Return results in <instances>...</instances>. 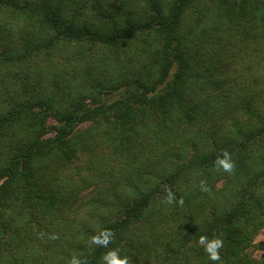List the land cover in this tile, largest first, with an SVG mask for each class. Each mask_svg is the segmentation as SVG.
<instances>
[{"label": "trees", "instance_id": "trees-1", "mask_svg": "<svg viewBox=\"0 0 264 264\" xmlns=\"http://www.w3.org/2000/svg\"><path fill=\"white\" fill-rule=\"evenodd\" d=\"M263 228L264 0H0V264H264Z\"/></svg>", "mask_w": 264, "mask_h": 264}, {"label": "clouds", "instance_id": "clouds-1", "mask_svg": "<svg viewBox=\"0 0 264 264\" xmlns=\"http://www.w3.org/2000/svg\"><path fill=\"white\" fill-rule=\"evenodd\" d=\"M216 165L219 170L223 172L231 173L233 170V163L231 162V158L227 152L223 153V159H217ZM201 188L204 191H207L204 182L201 183ZM167 204H172L176 202L177 204H183V198L176 200L174 194L169 192L165 201ZM112 237V232L110 230H104L100 233L99 236L92 237V242L104 247L110 243ZM198 243L204 247V252L207 255L208 259L213 262H219L221 260L219 249L223 246V241L219 238H215L212 240H208L207 237L201 236L198 240ZM104 264H129V259L127 257L118 258V250H113L108 252L102 258ZM69 264H86L85 261L73 256L69 261Z\"/></svg>", "mask_w": 264, "mask_h": 264}, {"label": "rangeland", "instance_id": "rangeland-1", "mask_svg": "<svg viewBox=\"0 0 264 264\" xmlns=\"http://www.w3.org/2000/svg\"><path fill=\"white\" fill-rule=\"evenodd\" d=\"M52 122V121H50ZM264 242V228L261 229L257 235L255 236L254 238V241H253V245H251L249 248H248V253H250L252 256L258 258L262 253H263V250H260L259 248H257V245Z\"/></svg>", "mask_w": 264, "mask_h": 264}]
</instances>
